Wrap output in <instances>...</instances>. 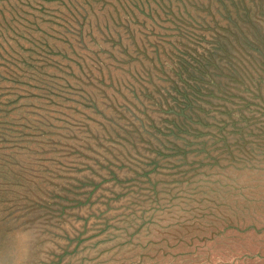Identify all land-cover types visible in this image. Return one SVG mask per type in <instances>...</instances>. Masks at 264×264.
Masks as SVG:
<instances>
[{
	"label": "rangeland",
	"instance_id": "rangeland-1",
	"mask_svg": "<svg viewBox=\"0 0 264 264\" xmlns=\"http://www.w3.org/2000/svg\"><path fill=\"white\" fill-rule=\"evenodd\" d=\"M0 264H264V0H0Z\"/></svg>",
	"mask_w": 264,
	"mask_h": 264
}]
</instances>
